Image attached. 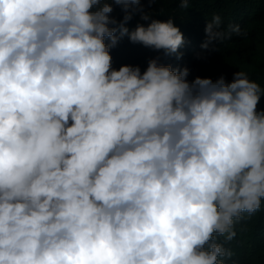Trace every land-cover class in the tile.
<instances>
[{
	"label": "clouds",
	"instance_id": "clouds-1",
	"mask_svg": "<svg viewBox=\"0 0 264 264\" xmlns=\"http://www.w3.org/2000/svg\"><path fill=\"white\" fill-rule=\"evenodd\" d=\"M137 14L151 22L130 31ZM151 16L142 0H0V264L233 255L217 235L233 240L264 201V88L245 71L189 82L159 58L112 68L125 36L178 53L172 18ZM220 25L202 47L241 34Z\"/></svg>",
	"mask_w": 264,
	"mask_h": 264
},
{
	"label": "trees",
	"instance_id": "trees-1",
	"mask_svg": "<svg viewBox=\"0 0 264 264\" xmlns=\"http://www.w3.org/2000/svg\"><path fill=\"white\" fill-rule=\"evenodd\" d=\"M142 5L145 12L151 10V19L167 21L172 18L174 26L183 34L184 43L178 53L165 55L163 50L132 43L125 36L119 40L117 46L110 49L114 69L118 70L122 64L138 65L143 73L150 59L159 58L160 64L171 65L173 69L187 67L190 75L199 61L208 59L224 62L230 47L256 38L264 25V0H189L187 9H181L179 0H157L152 4L148 0H142ZM123 14L119 8L111 15L121 20ZM217 15L221 19V31L228 33L230 25L238 24L241 34L232 33L230 38L222 42L213 40L208 48H204L202 45L208 41L206 26ZM150 22L151 20H141L137 14L126 26L132 31L138 24L146 27ZM105 42L109 41L106 39ZM189 75L187 80L191 82ZM257 110H264V99L259 101ZM234 230L236 236L231 241L225 242L224 237H216L215 242L233 253L230 258H221L225 259V264H264V201L256 213L243 214Z\"/></svg>",
	"mask_w": 264,
	"mask_h": 264
},
{
	"label": "rangeland",
	"instance_id": "rangeland-1",
	"mask_svg": "<svg viewBox=\"0 0 264 264\" xmlns=\"http://www.w3.org/2000/svg\"><path fill=\"white\" fill-rule=\"evenodd\" d=\"M118 9L119 7L114 6L115 11ZM238 71H245L251 80L264 88V25L256 38L230 47V52L224 62H214L208 59L199 61L189 78L191 81L196 77L211 78L215 81L220 76H224L227 82H231L234 73ZM262 99L264 96H261L260 101Z\"/></svg>",
	"mask_w": 264,
	"mask_h": 264
}]
</instances>
